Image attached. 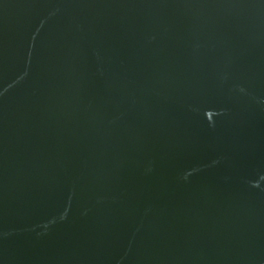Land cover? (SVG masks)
Returning <instances> with one entry per match:
<instances>
[{
    "label": "water",
    "instance_id": "obj_1",
    "mask_svg": "<svg viewBox=\"0 0 264 264\" xmlns=\"http://www.w3.org/2000/svg\"><path fill=\"white\" fill-rule=\"evenodd\" d=\"M0 264H264V0H0Z\"/></svg>",
    "mask_w": 264,
    "mask_h": 264
}]
</instances>
